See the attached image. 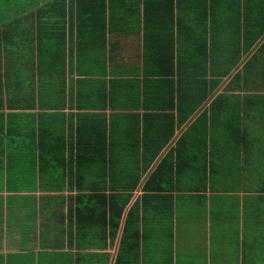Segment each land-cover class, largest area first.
Here are the masks:
<instances>
[{"label": "crops", "instance_id": "0c3cea01", "mask_svg": "<svg viewBox=\"0 0 264 264\" xmlns=\"http://www.w3.org/2000/svg\"><path fill=\"white\" fill-rule=\"evenodd\" d=\"M89 1L84 0L83 4L88 6L91 4ZM106 1H109V4L104 15L101 13L100 15L107 20L111 16L112 9L111 0ZM172 1L177 9L184 10V18H186V10L191 6L193 8L195 3V0ZM95 2L101 5V0ZM115 2H118L115 3L116 8H122L118 15L122 16L120 19L123 23L113 27L115 24L112 25V20L107 24L104 19V27H98L100 32L107 33L103 34L106 37L104 39L97 38L98 34L90 31L91 26L88 29L85 23L80 29V14L75 13L76 4L70 0H66L64 4L67 12L56 14L53 18L61 17L57 22L64 21L61 24L63 29L57 30L53 35V23L49 22V14L43 12L41 33L43 37H49L50 44L59 40L61 48H64L67 55L64 65L62 63L61 72L64 71L67 81L70 76L80 78L81 62L84 66L83 70L101 68L99 55L106 51L108 57L110 51L108 49L113 50L115 60L114 63L108 62L107 68L119 70L123 81L135 80L139 83L138 92L131 90L123 92L124 94L121 91L116 92L111 98L113 104L118 105L121 99L124 98L125 101L127 95H131L134 98L127 99L131 103L123 107L136 104L142 106L146 98L153 95L150 92H155L157 88L152 83L161 85L165 80L156 73L157 70L162 71L164 68L161 64L169 66L164 52H169L174 47L177 61L173 67L178 69L181 62L188 66L190 62L187 53L195 45L191 39H200V37H191L190 28L193 21L187 22L186 19L183 23L182 20L180 26L173 29L175 40L172 45L171 29L168 26H161V21L157 18L169 5L170 0H134V2L115 0ZM199 2L204 3L202 0ZM256 2L257 0H223L221 4L225 8L222 12L221 9L217 12L220 16L224 11L231 10L229 6L232 4H240L244 9L246 4L251 6ZM50 3L51 0H42L40 8L46 10ZM126 6L130 7L132 12H127ZM34 7L35 5L30 10ZM70 7H75L74 13L69 12ZM30 10L18 14L10 12L12 18L9 17L8 20L18 24L26 23L31 20ZM89 15L91 16L90 13ZM92 17L94 19V15ZM220 17L224 20V17ZM32 19L37 21L36 17ZM208 21L209 19L201 20L210 27ZM16 25L13 24L9 29L12 39L22 44V50L30 52L29 57L34 58V53L31 54L27 48L29 46L27 42H31L32 37L35 36L31 31L33 29L31 23L28 26ZM110 28L116 32L108 35ZM238 35L240 50L244 51L243 33ZM239 41H237L238 47ZM228 43L235 42L231 40ZM9 53L6 63L10 68L14 51L9 50ZM249 59L250 57L245 55L238 64L234 59H230L222 67L217 66L215 69L220 70L217 77L220 84L217 86V93L212 96L231 97L229 103L238 106L235 109L236 116L232 119L236 117L239 119V122L230 121V126H227L223 125L226 120L221 118L216 126V130L219 131L215 130V139L222 142L221 149L216 143H211L210 115L202 120L206 126L195 129V135L189 132L193 128V122L198 121L204 111L190 116L181 126L175 125L174 137L165 145L162 144L161 151L157 152L155 149L149 151L140 146L139 152L135 154L137 159L132 158V161H138L139 166H147L139 161L140 157L151 159L148 173L152 174L163 159H169L165 168H171L172 171L174 168L172 187L168 191L155 190L149 193L150 198L146 205L142 204L146 192L138 190L123 215L117 233L112 238L107 236L104 240L103 243L107 244L105 248L92 246L96 238L90 233L83 235L79 240L76 215L68 214L70 209L68 196L76 193H57L58 185L54 183V179L47 178L43 184L41 183L42 187H38L39 180H35V174L27 171L28 175L22 180L30 185L29 192L18 191L20 187L17 183L9 186L10 193L0 190V198L10 196L12 201V208H7L9 220L6 211H1L3 213L0 214V264H264V98H258L264 97V94L227 89L244 78L243 67ZM24 61H27L29 70L24 71L23 82H30L33 79L37 85L40 77V83H45L43 77L47 75L40 73L38 76L34 73L28 62V56ZM228 68L233 69L230 75L223 72V69ZM147 81L150 83L146 84ZM185 85L191 86V80L187 79ZM239 86L242 87V81L239 82ZM61 96L63 97L57 98L46 94L41 96L15 94L9 99L5 98L1 103L0 127L4 122L7 123V118H12L9 119L10 138L3 137L4 141H0V178L6 177V171L11 167L13 173L8 179L16 182L23 174L20 173L18 166L32 164V159L24 160L20 153L19 155L17 153L20 137L23 135L20 130L29 129L26 124L33 121L30 119L32 115L40 114L41 128H62L61 130H65L66 134L69 133L72 119L76 118L79 112L74 110V105L70 108L69 92ZM247 96H250V99H259V103L256 105L245 103ZM108 100L110 98H107ZM133 101L137 102L134 104ZM33 106H36V109L32 111ZM56 107L58 110L55 109ZM171 113L176 115L177 111ZM38 118L37 116L36 119ZM77 121L78 119H75L73 123L74 131L77 129ZM85 126L88 128V125ZM13 127L16 128L15 131ZM218 136L223 139H218ZM199 137L202 138L203 146H205L203 139L207 141L206 146L209 144L208 153L206 148L198 143ZM116 139H121L116 141L123 145L125 142H134L132 139H125L124 136ZM146 141L154 147L150 139ZM140 142L147 144L145 141ZM106 152L109 154L110 150L107 149ZM172 152L173 155L170 154ZM194 153L200 157H194ZM178 155L183 160H178ZM130 163L131 160L128 164ZM146 176L143 175V180ZM21 185L24 188L26 184ZM136 201L140 203L138 233L130 236V240H125V246H121L127 214ZM51 212H53L52 216ZM60 213L64 216L59 217ZM92 223V218L86 219L80 228ZM81 234L80 230V236ZM80 243L83 247H80Z\"/></svg>", "mask_w": 264, "mask_h": 264}, {"label": "trees", "instance_id": "16d2710c", "mask_svg": "<svg viewBox=\"0 0 264 264\" xmlns=\"http://www.w3.org/2000/svg\"><path fill=\"white\" fill-rule=\"evenodd\" d=\"M70 1L76 4L77 11L75 13L80 14V29L85 26L84 23L88 29L91 26L90 31L98 34L97 38L99 39L106 38L103 34L107 33L100 32L98 28L104 27V19L107 24L112 20V25L115 24L113 27H116L118 23H123L120 19L122 16L118 15L122 8L115 7V3H118L115 0H111L112 13L107 20L100 13L104 15L109 1L101 0V5H99L98 2H95L96 0H92V2L90 0L91 4L88 6L83 4L84 0ZM122 1L126 2V0ZM132 1L134 2V0ZM202 1H204L203 4L199 0H195L193 8L191 6L189 10H186V18H184V10L177 9L174 2L170 0L163 13L157 17L161 21V26H168L171 29L172 45L175 40L173 29L178 28L180 22L183 20L184 23L186 19L187 22L193 21L192 28H190L191 37L197 36L200 39H191L195 45L187 53L190 62L188 66L180 61L178 69L173 67L177 61L174 47L169 52H164L169 66L161 64L164 68L162 71L157 70L156 73L165 80L161 82V85L152 83L157 88L155 92H150L153 95L150 94L152 96H148L142 106L136 104L123 107V105L131 103L127 100L134 98L131 95H127L125 101L124 98L121 99L118 105L113 104L111 98L116 92L121 91L122 94L130 90L138 92L139 83L135 80L123 81L119 70L107 68V65L110 62L114 63L115 60V52L110 48L108 57H106V51L99 55L101 68L83 70L84 66L81 62L80 78L70 76L68 81L65 79L64 71L61 72V69H63L67 54L64 48H61L59 40L50 44L49 37L42 36L41 18L43 17L41 14L43 12L49 14V22L53 23L52 32L55 35L57 30L63 29L61 24L64 21L57 22L61 17L53 18L56 14L67 12L66 6H64L66 0H51L52 6L49 5L46 10L40 8L42 0H37L34 7L36 9L30 10L29 18L33 20L32 18L36 17L37 21L30 22V20L18 24L6 19L5 16L13 12L14 7L12 6L9 11L0 14V105L5 101V98L9 99L15 94H34L35 96L46 94L62 98L61 95L69 92L70 108L74 105V110L79 112L77 117L72 119L73 122L67 134L65 130H61L62 128H41L40 114L37 115L38 119H36V115H32L30 119L33 121L26 124L29 129L20 130L23 135L20 137L21 142H19V152H17L24 160L32 159V164L18 166L20 173L23 174L21 179L16 182L8 179L13 171L11 167L10 170L7 169V176L0 178V190L10 193L9 186L17 183L20 187L18 191L29 192L30 185L22 180L28 173L35 174V180H39L38 187H42L47 178L54 179V183L58 185L57 193H76L68 196L70 204L68 214L76 215L79 240L83 235L86 236L90 233L96 238L92 246L105 248L107 244L103 243L104 240L107 236L112 238L117 233L123 215L138 190L146 192L142 198V204L146 205L149 202V193L155 190L168 191L172 187L174 168L173 171L171 168H165L169 159H163L152 174L148 173L151 159L140 157L139 161L147 166H139L138 161H132V158L137 159L135 154L139 152L140 146L149 151L152 149L157 152L161 151L162 144L165 145L170 138L174 137L175 125L181 126L190 116L204 111L198 121L193 122V128L189 132L194 134L196 128L206 126L202 120L210 115L211 143H216L221 149L222 142L215 139L216 131H219L216 130V126L221 118L226 120L223 125L227 126H230V121L239 122V119L238 117L232 119L236 116L235 109L238 106L229 103L231 97L212 96L217 93V86L220 84L217 79L220 70L215 69L217 66L222 67L230 59H234L238 64L243 56L248 55L250 59L243 67L244 78L227 89L228 91L240 90L246 93L251 91L264 94V0H257L251 6L246 4L244 9L240 4H232L229 6L231 10L224 11L223 15H220L224 17V20L217 12L220 9L222 12L225 8L221 4L223 0H209V4L208 0ZM226 5L228 4L226 3ZM74 8L70 7L69 12L74 13ZM126 8L127 12H132L130 7L126 6ZM208 19L210 27L201 22V20ZM29 23L33 29L29 28L35 36L32 37L31 42H27L29 46H26L31 54L34 53V58L32 56L30 58V52L22 50L23 45L12 39V35L9 33L13 24L28 26ZM114 32L116 31L110 28L108 35ZM240 33H243L244 51L240 50L241 43L238 35ZM108 39L111 38L108 36ZM231 40L235 43H228ZM237 41H239V47ZM48 48L49 50H47ZM9 50L14 51L13 57L11 55L12 66L10 68L6 63L10 56ZM27 56L34 73L38 76L40 73L47 75L43 77L46 80L45 83H40V77H38L37 85L33 79L30 82H23L21 79L24 71L29 70L27 61H24ZM232 71V68L223 69L226 75H230ZM147 77L145 76V78ZM187 79L191 80V86L185 85ZM240 81H242V87L239 86ZM149 83V81L146 82V84ZM107 98L110 100L107 101ZM259 99H250V96H247L244 102L256 105L259 103ZM135 102L137 101L132 103L135 104ZM207 106L208 109H206ZM35 109L36 106L31 108L32 111ZM55 109L58 110L57 107ZM173 111H177V114L171 113ZM11 118H7V123L4 122L0 127V141H4L3 137L9 139L11 136L9 128V119ZM75 119H78L76 131L72 130ZM85 125H88V128ZM225 129L227 130V128ZM15 130L16 128L13 127V131ZM120 136L132 139L134 142H125L124 147L121 142H117L121 139H116V137ZM147 139L152 141L154 147L149 145ZM218 139L222 140L223 138L218 136ZM140 141H145L147 144H142ZM228 141L231 143L230 140ZM198 143L203 146L201 137L198 138ZM203 143L205 145L203 147L208 153L209 144L206 146L205 139H203ZM107 149L110 150L109 154L106 152ZM176 151L178 152V146ZM170 154L173 155V152ZM194 157L199 158L200 156L194 153ZM177 158L183 160L179 155ZM130 160L132 163L128 164ZM144 174L147 175L145 180H143ZM21 184L26 185L22 188ZM37 184L35 183V185ZM36 190L35 187V192ZM42 190L46 191L44 188ZM10 198V196L0 198V214L6 211L8 220L9 210L7 208H12ZM139 204L136 201L128 211L121 246H125V240H130V236L138 233ZM50 215L52 216L53 212ZM63 216V213L59 214V217ZM90 218L93 223L80 228L85 220ZM81 246L82 243H80Z\"/></svg>", "mask_w": 264, "mask_h": 264}, {"label": "rangeland", "instance_id": "374dc122", "mask_svg": "<svg viewBox=\"0 0 264 264\" xmlns=\"http://www.w3.org/2000/svg\"><path fill=\"white\" fill-rule=\"evenodd\" d=\"M36 3H37V0H0V14H3L7 10L9 11L10 6L14 7L13 12L11 14H14V13L18 14L21 11L30 10ZM11 14L6 15L5 16L6 19H8ZM11 18L12 16L9 19ZM21 76L23 79L24 76L23 75Z\"/></svg>", "mask_w": 264, "mask_h": 264}]
</instances>
